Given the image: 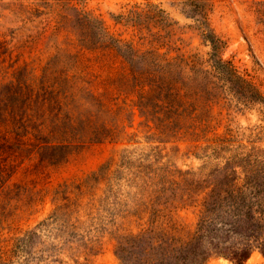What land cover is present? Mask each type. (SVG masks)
<instances>
[{
	"label": "rangeland",
	"instance_id": "rangeland-1",
	"mask_svg": "<svg viewBox=\"0 0 264 264\" xmlns=\"http://www.w3.org/2000/svg\"><path fill=\"white\" fill-rule=\"evenodd\" d=\"M136 4L163 10L154 39L116 19ZM86 14L189 61L172 113L121 57L82 46ZM0 106V264H121L123 235L194 232L209 174L264 148V0H0Z\"/></svg>",
	"mask_w": 264,
	"mask_h": 264
},
{
	"label": "trees",
	"instance_id": "trees-1",
	"mask_svg": "<svg viewBox=\"0 0 264 264\" xmlns=\"http://www.w3.org/2000/svg\"><path fill=\"white\" fill-rule=\"evenodd\" d=\"M162 13L163 10L154 5L145 9L136 4L116 19L137 29L141 40L154 39L157 33L152 28L161 26ZM79 28L83 47L88 50L101 48L102 55L114 53L121 57L135 85L147 84L159 97L164 95L169 113L174 105H179L184 87L179 85L177 75L184 72L177 69L189 65L187 59H170L155 49L137 48L132 42L111 34L103 21L93 20L89 14L79 18ZM92 28L96 30L93 33L99 35V46L89 33ZM188 92L193 93L187 89V95ZM5 109L6 106H0V110ZM229 141L217 139L219 144ZM4 161L0 157V186L7 180ZM209 176L210 190L204 197L195 231L175 236L151 227L125 234L116 251L121 264H206L214 255L229 258L235 264H246L254 251L264 254V148L252 147L228 157Z\"/></svg>",
	"mask_w": 264,
	"mask_h": 264
}]
</instances>
